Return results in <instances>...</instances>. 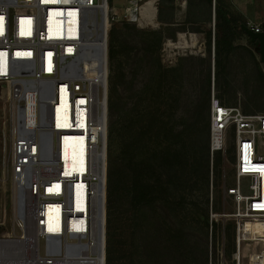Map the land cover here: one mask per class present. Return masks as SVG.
<instances>
[{"label":"built area","instance_id":"2783aa9c","mask_svg":"<svg viewBox=\"0 0 264 264\" xmlns=\"http://www.w3.org/2000/svg\"><path fill=\"white\" fill-rule=\"evenodd\" d=\"M156 3L0 0V85L15 118L4 164L19 193V234L0 237V264H107L110 35L121 20L156 29ZM64 96L70 117L58 125ZM230 134L236 174L224 186L232 213L223 217L235 227L231 261L264 264V113L248 114L213 89V161Z\"/></svg>","mask_w":264,"mask_h":264},{"label":"rangeland","instance_id":"374dc122","mask_svg":"<svg viewBox=\"0 0 264 264\" xmlns=\"http://www.w3.org/2000/svg\"><path fill=\"white\" fill-rule=\"evenodd\" d=\"M172 1L161 0L160 19L170 20ZM221 25L218 45L215 26L142 29L121 20L111 31L110 109L118 111L110 110L108 161L119 160L127 190L111 210L118 264H233L235 227L223 217L232 213L224 186L235 185L233 135L214 161L210 136L204 152L194 136L208 133L213 89L248 114L264 113V62ZM178 33L197 41L180 46ZM7 94L0 85V237L19 234V193L4 164L15 124Z\"/></svg>","mask_w":264,"mask_h":264},{"label":"crops","instance_id":"0c3cea01","mask_svg":"<svg viewBox=\"0 0 264 264\" xmlns=\"http://www.w3.org/2000/svg\"><path fill=\"white\" fill-rule=\"evenodd\" d=\"M123 1L115 0L114 3L121 5ZM160 2L161 0H157L155 4L157 28L185 26L188 31L191 29L211 30L213 26L217 27L218 17H224V11H226L229 17L241 19L247 27L249 25L260 27L262 30L258 33H264V0H173L170 20L160 19ZM213 19H215V25ZM181 35L178 33L174 40L178 41V44L181 42ZM183 35H185L186 42L189 43L190 40L196 43L195 36L191 39L189 38L190 33ZM241 39L247 40L248 44L259 52L261 45H252L248 35Z\"/></svg>","mask_w":264,"mask_h":264},{"label":"trees","instance_id":"16d2710c","mask_svg":"<svg viewBox=\"0 0 264 264\" xmlns=\"http://www.w3.org/2000/svg\"><path fill=\"white\" fill-rule=\"evenodd\" d=\"M218 22H221L220 25L217 24V45L218 43V29L222 28V22L225 24V32L226 35L232 40L236 41L241 39L242 37L246 36V33L242 29V25H246L241 19H238L236 17H229L226 11H224V17H218ZM216 43V40L214 44ZM216 45V44H215ZM217 68L219 65L217 64ZM112 113H115L118 111V108L116 106L113 107V109H110ZM110 111V112H111ZM210 123V121H209ZM116 125L112 126L113 132H116L115 129ZM198 135L195 134V140L197 143V147L201 149L202 152L207 150L208 143H209V136H210V124H208V133L207 131L204 132V134L201 132H198ZM109 178H108V225H107V264H118V256L116 249L113 245L115 241V236L113 235V229H112V224H113V219H112V204L114 202H118L119 199H123L122 195L127 193V190L125 187H123V178H122V168L119 163V160L116 158L111 159L109 162Z\"/></svg>","mask_w":264,"mask_h":264},{"label":"bare ground","instance_id":"6f19581e","mask_svg":"<svg viewBox=\"0 0 264 264\" xmlns=\"http://www.w3.org/2000/svg\"><path fill=\"white\" fill-rule=\"evenodd\" d=\"M185 38V35H181V39H180V46H183L185 44H187L186 42V39ZM174 44H170V46H172ZM174 47V46H172ZM96 48L94 47H86V51L89 53V54H93V52L95 51ZM7 98H8V94H7ZM62 102H61V107L57 110L58 111V121L60 122L58 125H63L64 124V121H66L67 117H70L69 115V112H70V106H69V103H68V99L66 96H64L62 98ZM82 143H84V139L82 140ZM63 156L65 158V160H68V159H71L73 162H75L77 156L75 155V152L73 150H69L66 148H64V151H63ZM70 160V161H71ZM74 164V163H73Z\"/></svg>","mask_w":264,"mask_h":264},{"label":"water","instance_id":"95a60500","mask_svg":"<svg viewBox=\"0 0 264 264\" xmlns=\"http://www.w3.org/2000/svg\"><path fill=\"white\" fill-rule=\"evenodd\" d=\"M242 29L246 33V35L249 36L250 38V43L252 45H261V48L259 50V53L261 54L262 61L264 62V33H258L247 27V25H242ZM214 49H215V44H214ZM215 52V50H214Z\"/></svg>","mask_w":264,"mask_h":264}]
</instances>
